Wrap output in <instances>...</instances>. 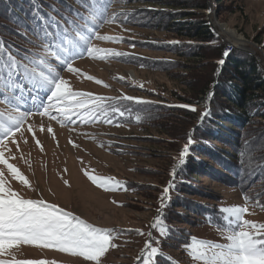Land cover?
Instances as JSON below:
<instances>
[{
  "label": "rangeland",
  "instance_id": "374dc122",
  "mask_svg": "<svg viewBox=\"0 0 264 264\" xmlns=\"http://www.w3.org/2000/svg\"><path fill=\"white\" fill-rule=\"evenodd\" d=\"M207 1L209 7L202 12L206 13L205 17L211 23L212 30L223 42V48L226 47L227 39L234 40L221 30L220 26L226 25L237 34V38L244 40L246 48H252L248 52L258 56L261 70H264V0H224L227 5L220 7V10L215 9L216 0ZM110 7L109 14L123 10L125 15H121L115 22L102 23L96 31L101 36H122L124 39L108 41L94 38L92 44L127 55L98 53L90 57L85 54L73 61V66L81 70L79 73L62 70L61 75L69 80L74 91L105 97L128 95L151 103L117 101L116 105L121 110L126 109L125 115L110 117L113 119L111 124L103 120L84 123L79 116L74 115L72 119L75 123L66 122L62 125L39 114L42 111L39 105L42 101L47 103V95L36 91L29 93L28 85L25 84L23 96L16 90L12 104L17 105L21 112H30L32 115L21 129L23 135L16 133L15 140L19 148L9 138L11 154L5 152V156L29 179L32 188L12 178L6 166L0 165V168L5 169V177L10 180L12 187L26 198H43L95 226L113 229V243L116 247L109 248L101 258V264H142V250L149 239V232L152 233L153 246L161 250V254L154 258L156 264H159L162 256H172L181 264H203L190 255L186 246L193 242V237L203 241L226 242L222 235L226 230L222 208L247 206L249 212L245 213V218L264 223V206L254 196L261 188V183L252 188L249 185L238 187L218 177H212L211 167L220 169L213 157L216 151L212 150L197 157L189 152L184 164L178 165L180 152L188 143L189 134L192 138L197 133L196 126L202 121L201 115L205 112L207 100L213 90L211 81L219 74V67L213 63L215 58H207L211 54L203 57L183 56L180 48L177 52L164 49L166 43L175 44L186 39L169 30L147 25L149 20L140 21L129 15L134 10H158L161 8L159 5L149 1L115 0ZM47 12L62 23H66L64 18L69 17H62L53 9ZM37 21L41 23L39 19ZM31 38L36 40V36ZM150 42L158 46L153 47L149 45L152 44ZM37 44H33L31 49H37ZM234 46L239 48L231 45L224 51H230ZM100 56L105 58L101 59ZM166 63L172 64L171 67H163ZM88 76L102 80L104 84L88 79ZM105 84L108 86L105 87ZM206 84H209L208 91L200 94L198 90ZM8 95L12 96L13 93L9 91ZM167 103L177 106L191 105L196 111L182 107L169 108L165 106ZM158 104L161 109H158ZM10 107L4 101L3 90L0 89V112ZM137 114L143 119L138 121ZM29 125L32 126V132L27 131ZM41 125L44 126L43 131ZM49 126L53 129L51 133L47 131ZM37 140L40 144L36 143ZM225 147V152L232 155L233 151L228 149L230 147ZM245 148L244 153L251 157V160L246 159L245 165H249L250 172H254L256 168H260L259 160L255 156L264 147L260 146L258 140H250ZM177 165L173 183L178 176L188 178L196 176L195 172L198 174L197 181L194 180L195 177L193 180L188 179V182L198 186V191H191L188 195L182 193L180 196V193L174 192L173 187L169 198L164 201L166 207L163 209L162 220L170 222L167 216L172 215L175 217L172 222L187 230L189 238L181 248L176 243L175 247L173 241V244L170 243L168 235H162L159 228L152 227L161 207L163 188L173 180L171 171ZM85 170L93 175L114 177L122 181L123 186L117 190L106 191L93 184L84 174ZM186 171H189L188 176L184 174ZM257 174L261 179L264 170L261 169ZM65 180L69 182L67 185ZM179 197L187 198L184 203L189 206L195 203L197 208L206 205L213 210L217 209L218 214L223 217L220 220L222 227L212 226L206 220L199 219L196 213L189 215L188 205L183 207L181 199L174 203L173 200ZM245 197L249 199L246 200ZM172 210H177L178 213H170ZM137 229L143 234L137 232ZM138 256H141L140 260H137ZM15 258L55 260L57 264H95L83 257L55 249L23 244L19 246Z\"/></svg>",
  "mask_w": 264,
  "mask_h": 264
},
{
  "label": "snow or ice",
  "instance_id": "6c2138e0",
  "mask_svg": "<svg viewBox=\"0 0 264 264\" xmlns=\"http://www.w3.org/2000/svg\"><path fill=\"white\" fill-rule=\"evenodd\" d=\"M113 2L114 0H77V3L86 9L88 15L69 5L68 11L74 13L79 20H83V24L77 23L71 17H65L66 23H62L51 14L47 19L37 14L41 23L33 30L36 40L28 41L32 44H37L39 41L37 49H26L23 53L17 50L13 55L0 39V89L3 90L4 101L11 105L10 109L0 112V165L6 166L11 177L28 188H32L29 179L16 165L9 162V157L5 156V152L11 154V149L8 147L9 138L11 143L19 148L15 140L16 133L23 135L21 129L32 115L30 112H21L17 105L12 104L16 90H19L20 95L23 96L24 85L27 84L29 93L32 91L45 93L47 103L41 102L39 108L42 111L39 114L62 125L66 122L75 123L72 119L74 115L79 116L84 123L103 120L111 124L115 116L125 115L126 109L121 110V107L116 105L117 101L151 103L128 95L105 97L85 91H74L69 80L61 75L62 70L79 73L81 70L73 66V61L85 54L90 57L98 53L127 55L115 49L98 48L92 44L94 38L108 41L124 39L122 36H101L96 31L102 23L115 22L121 15H125L123 10L120 13L109 14L108 10ZM53 11L59 12V9L53 7ZM228 55L229 50H225L223 56ZM218 64L223 65L224 59L219 60ZM87 78L96 80L92 76ZM96 82L104 84L102 80ZM9 91L13 93L12 96L8 95ZM32 98L36 99V97ZM178 107L196 111L191 105H178ZM206 115L207 112L202 113L201 120ZM136 119L139 121L143 117L137 114ZM43 128L44 126L41 125L42 131ZM27 131H33L31 125L28 126ZM47 131L53 132L52 127L49 126ZM33 136H35L34 132ZM36 143L40 144V141L37 140ZM192 143L189 134L188 143L180 152L178 165L184 164ZM245 155L246 153H241L242 163ZM248 159L251 160V157L249 156ZM178 165L171 171L173 180L163 188L161 207L152 224L153 228H159L162 235L167 234L166 225L162 226L163 209L166 207L164 201L169 198L170 190L174 187L173 181ZM84 174L93 184L106 191L117 190L123 186L122 181L111 176L93 175L87 170ZM64 183L67 185L69 182L65 180ZM245 199L249 198L245 197ZM247 212H249L247 206L222 208L226 229L222 235L225 236L226 242L203 241L193 237V242L186 246V250L195 260L202 261L203 264H264V223L246 219ZM136 231L141 232L139 229ZM113 232V229L98 227L87 222L56 203H50L43 198H26L12 187L10 180L5 177V169L0 168V264H57V261L47 259H16L15 253L22 244L42 249H55L101 264V258L109 248L116 247L113 243ZM147 235L149 239L142 250V264H156L154 258L161 254V250L153 246L152 233L149 232ZM140 259L141 256H138L137 260Z\"/></svg>",
  "mask_w": 264,
  "mask_h": 264
},
{
  "label": "trees",
  "instance_id": "16d2710c",
  "mask_svg": "<svg viewBox=\"0 0 264 264\" xmlns=\"http://www.w3.org/2000/svg\"><path fill=\"white\" fill-rule=\"evenodd\" d=\"M121 1H149L161 7L158 10H134L129 15L140 21L149 20L147 25L169 30L186 39V41L181 39L175 44L166 43L164 49L177 52L180 48L183 56L185 54L186 56L203 57L206 54H211L207 58H215L213 63L219 67V74L211 81L213 90L209 95L204 112H207V115L196 126L197 133L191 138L193 143L190 145L189 152L193 157H197L199 154H206L211 150L216 151L213 157L220 169L216 170L211 167L212 177H218L230 185H238V187L249 185L252 188L259 185L260 182L261 188L255 192L254 196L256 199H260L261 206H264V175L260 179L257 174L261 169L264 170V148L255 156L256 160H259L260 168H256L254 172H250V166L245 165V161L249 157L248 154L245 155L244 162H241V153H244L250 140H258L260 146L264 147V70H261L258 56L234 47L229 51L227 57H223L224 44L212 30L211 23L205 17L206 13L202 12L209 7L207 0ZM69 5L88 15L86 9L77 3V0H0V39L4 41L5 47L13 55L17 50L23 53L26 49H31L33 44L28 41L35 36L32 31L39 25L37 14L47 19L49 13L46 11L53 7L59 9V12L56 13H60V16L68 15L77 23L83 24V20H79L74 13L68 11ZM224 5H227L224 0H216L215 9L220 10V7ZM150 43L152 44L149 45L153 47L158 46L153 42ZM221 59H224L223 65L218 64ZM171 65L166 63L163 64V67H171ZM208 89L209 84H206L198 91L201 94ZM158 105V109H161V105ZM162 105L164 107V104ZM166 105L169 108L178 107L175 104L167 103ZM217 142L218 144L215 145ZM225 146L230 147L227 148L233 151L232 155L225 152ZM188 172L186 171L184 174L188 176ZM195 173L197 176V172ZM196 176H188V178L178 176L174 182V192L180 193L181 196L182 193L188 195L191 191H198V186L195 183L188 182V179L193 180V177L196 178ZM194 180L197 181V178ZM180 199L183 207L188 205L189 215L196 213L199 215V219L206 220L212 226L222 227L220 220L222 221L223 217L218 214L217 209L213 210L206 205H200L199 209L195 203L189 206L184 203L188 200L184 197L173 201L176 203ZM176 211L172 210L170 213H178ZM186 217L190 218L188 215ZM162 219L164 218L162 217ZM167 219L170 222L162 220V224L167 227L170 243L174 242L175 247L180 245L181 248L188 241L187 230L175 225L172 222L175 217L172 215H168ZM169 245L171 246V244ZM159 264L181 263L172 256H162Z\"/></svg>",
  "mask_w": 264,
  "mask_h": 264
},
{
  "label": "bare ground",
  "instance_id": "6f19581e",
  "mask_svg": "<svg viewBox=\"0 0 264 264\" xmlns=\"http://www.w3.org/2000/svg\"><path fill=\"white\" fill-rule=\"evenodd\" d=\"M220 28L224 33H226L227 35L232 36L234 38L233 41L232 40H230V41L233 42L235 45L239 46L240 49L246 48L245 47L246 44L244 43V40L241 37L237 38V34L233 30H231L228 26L222 25V26H220ZM226 50H228V49H226Z\"/></svg>",
  "mask_w": 264,
  "mask_h": 264
},
{
  "label": "built area",
  "instance_id": "2783aa9c",
  "mask_svg": "<svg viewBox=\"0 0 264 264\" xmlns=\"http://www.w3.org/2000/svg\"><path fill=\"white\" fill-rule=\"evenodd\" d=\"M228 41H227V43L225 44V48H228L229 46H231V45H235L233 42H231L229 39H227ZM224 48V49H225Z\"/></svg>",
  "mask_w": 264,
  "mask_h": 264
},
{
  "label": "water",
  "instance_id": "95a60500",
  "mask_svg": "<svg viewBox=\"0 0 264 264\" xmlns=\"http://www.w3.org/2000/svg\"><path fill=\"white\" fill-rule=\"evenodd\" d=\"M243 49H245V50H247V51H250V50H252V48H243Z\"/></svg>",
  "mask_w": 264,
  "mask_h": 264
}]
</instances>
